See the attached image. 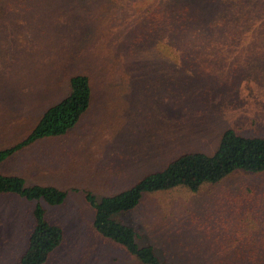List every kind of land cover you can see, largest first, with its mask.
<instances>
[{
	"label": "rangeland",
	"instance_id": "374dc122",
	"mask_svg": "<svg viewBox=\"0 0 264 264\" xmlns=\"http://www.w3.org/2000/svg\"><path fill=\"white\" fill-rule=\"evenodd\" d=\"M209 9L249 25L168 61L166 19ZM77 73L92 78V108L0 171L67 192L58 206L39 201L65 230L47 264H141L95 231L89 196L118 194L181 154H212L227 129L264 135V0H0V151L67 97ZM39 202L0 195V264L19 263ZM126 214L167 264H264V174L147 194Z\"/></svg>",
	"mask_w": 264,
	"mask_h": 264
},
{
	"label": "trees",
	"instance_id": "16d2710c",
	"mask_svg": "<svg viewBox=\"0 0 264 264\" xmlns=\"http://www.w3.org/2000/svg\"><path fill=\"white\" fill-rule=\"evenodd\" d=\"M209 12L210 9L206 10V16L202 20L195 19L193 15L166 19V31L160 41L169 48V54L166 55L168 61H172L171 58L177 62H181L183 58L189 59L191 54L186 51V47L197 44L214 46L219 41L218 34L230 36L249 25V22L236 17L212 19ZM175 31L193 33L180 38L181 35ZM187 35L189 38H186ZM179 39L185 40L186 44H181ZM68 87L67 97L47 109L26 138L0 151V166L39 141L68 135L80 123L93 105L92 78L86 73L74 74ZM236 173L264 174V135L250 136L237 129H227L217 150L212 154H181L164 169L146 175L138 183L118 194L104 197L101 201L89 196L96 210L93 224L95 231L124 246L141 264H167L153 245L140 244L137 228L124 220L123 216L136 210L147 194L176 189L198 192L207 185L220 184ZM2 194L17 195L30 201H44L57 206L63 204L68 195L56 186H29L24 178L0 171V195ZM40 202L34 211V225L27 249L18 264H47L54 252L65 242V230L48 218L47 211ZM261 247L264 250V243H261Z\"/></svg>",
	"mask_w": 264,
	"mask_h": 264
},
{
	"label": "crops",
	"instance_id": "0c3cea01",
	"mask_svg": "<svg viewBox=\"0 0 264 264\" xmlns=\"http://www.w3.org/2000/svg\"><path fill=\"white\" fill-rule=\"evenodd\" d=\"M52 139H57V138H51V139H45V140H42V141H47V140H52ZM40 142V141H39ZM38 143V142H37ZM35 145V144H34ZM33 146V145H32Z\"/></svg>",
	"mask_w": 264,
	"mask_h": 264
}]
</instances>
